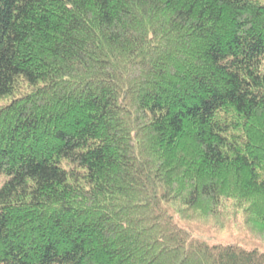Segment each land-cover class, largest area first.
<instances>
[{"label":"trees","instance_id":"1","mask_svg":"<svg viewBox=\"0 0 264 264\" xmlns=\"http://www.w3.org/2000/svg\"><path fill=\"white\" fill-rule=\"evenodd\" d=\"M10 95L0 264H264V0H0Z\"/></svg>","mask_w":264,"mask_h":264},{"label":"rangeland","instance_id":"2","mask_svg":"<svg viewBox=\"0 0 264 264\" xmlns=\"http://www.w3.org/2000/svg\"><path fill=\"white\" fill-rule=\"evenodd\" d=\"M13 98V96H8L7 98L0 99V106L7 104V102ZM7 180V176L0 174V187L1 185ZM202 238L205 240L209 241L212 244H233V243H238L240 245L246 244L244 240L238 236L235 233H232L230 231H222L219 233H212V232H207V234L201 235Z\"/></svg>","mask_w":264,"mask_h":264}]
</instances>
